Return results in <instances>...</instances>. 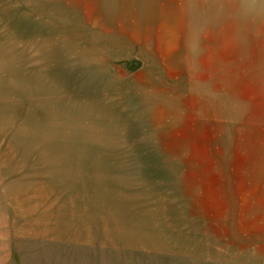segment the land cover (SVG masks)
<instances>
[{"label": "rangeland", "instance_id": "obj_1", "mask_svg": "<svg viewBox=\"0 0 264 264\" xmlns=\"http://www.w3.org/2000/svg\"><path fill=\"white\" fill-rule=\"evenodd\" d=\"M9 149L139 152L123 193L166 225L134 249L0 227V264H264V0H0L1 184Z\"/></svg>", "mask_w": 264, "mask_h": 264}, {"label": "crops", "instance_id": "obj_2", "mask_svg": "<svg viewBox=\"0 0 264 264\" xmlns=\"http://www.w3.org/2000/svg\"><path fill=\"white\" fill-rule=\"evenodd\" d=\"M52 150L56 151L48 152L46 157H38L39 152L32 153L37 154L35 157L29 156L27 149L7 152L12 161L8 175L12 177L0 183L3 233L60 243L125 245L134 249L143 247L141 243L151 236L152 239L157 227L166 225L162 219L155 218L146 204L145 208L137 204L142 198L146 201L147 194L123 193L126 184L149 177L144 172L148 168L137 165L136 159L142 156H132L139 152L127 149ZM30 164L33 166L29 167ZM168 164L164 162V166ZM44 170L50 174H44ZM97 179L99 182H95ZM120 185L121 189H117ZM72 225H77V229L71 228ZM37 226L40 228L38 234H43L45 228L51 236H39L34 230Z\"/></svg>", "mask_w": 264, "mask_h": 264}, {"label": "water", "instance_id": "obj_3", "mask_svg": "<svg viewBox=\"0 0 264 264\" xmlns=\"http://www.w3.org/2000/svg\"><path fill=\"white\" fill-rule=\"evenodd\" d=\"M138 65H139V61H137V60H133L132 61V66L133 67H138Z\"/></svg>", "mask_w": 264, "mask_h": 264}]
</instances>
